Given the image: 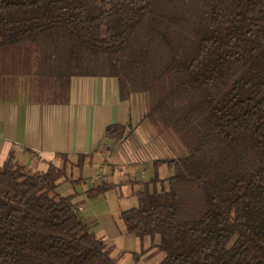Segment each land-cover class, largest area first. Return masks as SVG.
I'll list each match as a JSON object with an SVG mask.
<instances>
[{
	"label": "trees",
	"instance_id": "obj_1",
	"mask_svg": "<svg viewBox=\"0 0 264 264\" xmlns=\"http://www.w3.org/2000/svg\"><path fill=\"white\" fill-rule=\"evenodd\" d=\"M27 38L33 73L57 93L74 75L116 77L122 98L147 96L145 118L173 142L118 214L141 253L149 238L157 264H264V0H0V47ZM60 156L43 171L12 157L0 168V264H117L57 191L69 181Z\"/></svg>",
	"mask_w": 264,
	"mask_h": 264
},
{
	"label": "crops",
	"instance_id": "obj_2",
	"mask_svg": "<svg viewBox=\"0 0 264 264\" xmlns=\"http://www.w3.org/2000/svg\"><path fill=\"white\" fill-rule=\"evenodd\" d=\"M35 45L0 47V168L12 157L29 170L43 171L49 164L59 167L60 154H67L69 181L57 191L73 195L84 221L112 252L121 232L114 217L125 210L120 203L132 202L134 191L153 177L155 160L174 157V144L168 135L164 144L145 118L146 95L122 98L116 77L74 75L66 94L57 93L51 79L33 73ZM113 123L126 127L118 141L103 135ZM78 154H89L81 167L73 164ZM172 172L165 164L158 168L161 178ZM103 184L110 185L104 193L87 196Z\"/></svg>",
	"mask_w": 264,
	"mask_h": 264
},
{
	"label": "rangeland",
	"instance_id": "obj_3",
	"mask_svg": "<svg viewBox=\"0 0 264 264\" xmlns=\"http://www.w3.org/2000/svg\"><path fill=\"white\" fill-rule=\"evenodd\" d=\"M15 44H34L33 38H27L26 40H22ZM16 57L19 58L24 54L15 53ZM14 56H11V61L9 63H13L12 59ZM147 97V96H146ZM148 104V100H147ZM180 153L183 152V149L180 147ZM167 169H165L164 174L166 175ZM122 209H128L134 205H136V198L134 197L132 202L120 203ZM116 226L120 229L119 236L115 238V247L111 252V256L116 259L117 264H157L163 257L164 254L159 251L155 246H151L149 238H145L143 241V249L144 251L141 253V240L135 234H130L124 232L123 222L119 219L117 215L114 217ZM95 228V227H94ZM92 230V228H90ZM97 232L100 233V230L97 229ZM112 250V249H111ZM134 253L140 254L138 261L134 258Z\"/></svg>",
	"mask_w": 264,
	"mask_h": 264
}]
</instances>
